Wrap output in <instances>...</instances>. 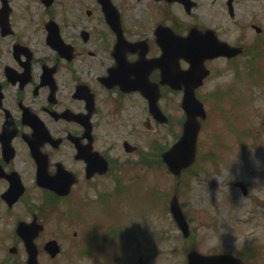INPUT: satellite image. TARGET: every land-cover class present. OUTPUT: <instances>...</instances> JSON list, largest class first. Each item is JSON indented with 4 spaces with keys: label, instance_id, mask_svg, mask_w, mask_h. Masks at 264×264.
<instances>
[{
    "label": "flooded vegetation",
    "instance_id": "af4514ba",
    "mask_svg": "<svg viewBox=\"0 0 264 264\" xmlns=\"http://www.w3.org/2000/svg\"><path fill=\"white\" fill-rule=\"evenodd\" d=\"M20 1L18 8V0H0V10L6 4L9 13L6 25L0 22V247L6 248L1 225L9 217L17 253L21 221L43 225L42 246L60 239L49 220L70 202L40 187L72 182L71 194L80 196L78 187H104L109 175L132 168L135 155L145 157L139 142L148 139L145 131L126 129L150 120L149 84L160 85L164 111L182 116L184 83L174 92L160 84L161 70L147 64L162 58L184 70L195 48H202L200 55L218 44L240 49L235 59L205 61L209 76L193 84L197 96L211 101L218 87L208 85L222 74L217 65L264 61V0ZM106 164L109 171L101 174ZM13 182L25 194L10 207L3 196ZM29 187L45 198L29 197ZM67 244L73 256L66 264L85 259L88 233L74 232Z\"/></svg>",
    "mask_w": 264,
    "mask_h": 264
},
{
    "label": "rangeland",
    "instance_id": "374dc122",
    "mask_svg": "<svg viewBox=\"0 0 264 264\" xmlns=\"http://www.w3.org/2000/svg\"><path fill=\"white\" fill-rule=\"evenodd\" d=\"M22 5V1L18 0L16 6L21 8ZM239 65L243 69L244 64L240 62ZM217 66L224 70L223 77L211 81L208 87L212 84L221 88L219 94L222 104L216 109L211 107V115L199 136V159L192 171L186 172L180 179V185L176 186L177 179L167 174L164 168L155 172L137 166L128 172L126 187L118 190H124L119 197L114 194L117 187H113L112 181L105 182L104 187H99L97 191L85 187L84 198L73 205L74 211L82 210V216L71 215L70 221L77 220L68 223L62 212H56L49 220V227L60 228L61 234L57 237L66 239L74 231H88V227L94 234L99 233L103 227V232L105 228H111L116 234L117 247L113 248L109 242H105L103 250L99 248V254L103 253L108 261H112L110 264H138L139 257L146 264H184V252L191 250V244L200 253L242 252L247 264H264V135L261 136L259 132L264 126V88L259 85V80H248L249 77H264V73H258L259 67L263 65L255 63V74L243 78L240 74H234L228 66ZM223 109L227 117L232 114L230 120L234 119L233 131L237 134L233 135L226 130L224 135L219 131L227 119L221 114ZM129 129L131 126L126 130ZM135 129L139 132L137 126ZM248 129L252 131L251 138L244 134ZM180 131V126L176 124L169 128H159L151 135L152 147L148 151L155 154V141H159L155 143L157 146H170ZM218 132L223 135L216 139L214 133ZM261 138L263 140H259ZM238 139L248 144L246 148ZM141 146L144 147L143 142ZM253 147L259 149L253 151ZM213 151L217 158L213 156ZM151 156L148 155L149 160ZM14 165H19L18 159ZM236 181H244L251 187L248 196L244 197L235 189ZM175 187H179L178 197L190 223L192 239H183L166 209L167 200L169 202ZM152 189L162 191L163 194ZM28 196L42 199L44 195L34 187H29ZM152 198H156L157 202L153 203ZM68 205L65 204L62 211ZM11 223L12 220L7 217L1 225L8 235L5 243L2 240L6 248L0 247V264L8 258L13 260L12 257L15 260L26 259L22 243L15 257L9 253L12 245ZM130 237L134 238L131 242ZM245 248L248 250L243 251ZM250 250L254 253L249 254ZM65 255L53 263L42 254L40 264H62ZM91 263L89 259L81 262L77 259L74 264Z\"/></svg>",
    "mask_w": 264,
    "mask_h": 264
},
{
    "label": "water",
    "instance_id": "95a60500",
    "mask_svg": "<svg viewBox=\"0 0 264 264\" xmlns=\"http://www.w3.org/2000/svg\"><path fill=\"white\" fill-rule=\"evenodd\" d=\"M192 66H194V64ZM184 108L188 115V120L185 123V132L183 138L181 142L172 151L168 152L163 156V159L167 163L170 171L178 176L181 174V171L183 169L188 168L194 163L196 156L195 149L197 144V137L200 131V124L196 121V116L200 114L199 110H201V105L195 102L193 90L185 94ZM204 117L205 115H203V118ZM67 193L68 191H66L65 194ZM171 212L175 220L180 225L185 223L182 215V211L178 205L176 198H174L173 201L171 202ZM25 228L26 227L23 224H20L18 231L22 235L23 240L26 243L27 250L29 252L28 264H36L37 250L33 243L34 236L28 238L27 237L28 230H26ZM32 229H33V233H37L40 230L38 227L36 228L35 226ZM46 250L52 256H55L59 252V246L57 245L56 242H50L49 244H47ZM190 259H191L190 264H237L236 260H234L230 256H216V257L213 256L206 258L199 257V261H198V257L193 254V256H190Z\"/></svg>",
    "mask_w": 264,
    "mask_h": 264
}]
</instances>
